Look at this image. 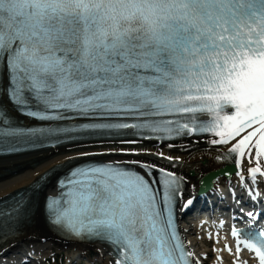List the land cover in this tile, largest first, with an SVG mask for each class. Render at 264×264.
Returning a JSON list of instances; mask_svg holds the SVG:
<instances>
[{
    "label": "snow or ice",
    "instance_id": "6c2138e0",
    "mask_svg": "<svg viewBox=\"0 0 264 264\" xmlns=\"http://www.w3.org/2000/svg\"><path fill=\"white\" fill-rule=\"evenodd\" d=\"M0 63L8 71V101L41 122L25 128L10 123L0 101V148L19 140L73 141L74 133L96 129L166 133L169 140L176 138L171 133H210L219 137L213 144L227 145L241 161L247 154L250 163L254 153L252 184L258 185L257 174L264 177V0H0ZM32 101L39 110H31ZM66 112L93 121L177 119L53 127L51 122L68 119ZM153 138L161 137L141 132L121 143ZM134 163L149 176L154 170ZM155 170L163 179L112 165L73 169L60 181L67 191L49 200V217L76 238L110 244L115 264H190L194 254L179 240L169 209L183 198L184 181ZM191 204L184 201L181 210ZM15 207L19 215L25 206ZM7 215L0 209V217ZM247 216L258 220L255 213ZM231 235L237 253L242 244L264 264V229H233ZM0 239V253L14 246L7 234Z\"/></svg>",
    "mask_w": 264,
    "mask_h": 264
},
{
    "label": "bare ground",
    "instance_id": "6f19581e",
    "mask_svg": "<svg viewBox=\"0 0 264 264\" xmlns=\"http://www.w3.org/2000/svg\"><path fill=\"white\" fill-rule=\"evenodd\" d=\"M5 109L8 110L11 116L15 117L17 121L22 120L25 125H33L25 118L18 116L14 111L10 109V106L3 99ZM219 138H197L182 140L174 143L173 147H169V144L163 143L161 145L148 144L143 141L140 143H121V140L109 139V140H97V141H82L71 143L65 146H61L55 149H47L36 151L24 155H17L11 157L0 158V200L5 197L21 190L28 188L35 183L45 172L67 164L70 161L82 160L83 156H87L93 153L103 157L111 155L112 153H121L119 149H147L149 155H156L161 157L159 154L163 153L164 157H173V160H166L174 163L171 165L177 171L182 172L184 178L188 184L185 191L186 196L191 195L192 188L190 185L193 184L195 191L199 187L198 179L196 175H189L187 170L193 166L200 165L203 163L206 166H210L216 159H219L222 155L228 152L227 145L213 144L212 140ZM111 149H117L116 152H111ZM86 153V155H80ZM127 154L132 159H136L142 155ZM145 159V158H144ZM105 161L118 160L116 156H106ZM255 159L249 163L247 160V154L243 161L239 159V164L233 170H226L222 173L225 177L227 174L236 175L238 173L244 174L250 167L255 166ZM230 171V172H229ZM213 176L206 179V188L211 186L216 178H222L221 172L215 171L212 173ZM47 194H54V181L50 182L44 187L41 196ZM16 235L7 240L8 244L14 242L13 247H9L7 251L0 257L5 256L7 253L12 254L17 258L15 251L22 246L24 243H28V246L36 248L41 252V248H48L51 244L58 246H70L75 250H83L84 248L90 247L98 254H102L103 264H111L107 250L108 248L102 244H80L74 242H66L63 238L51 232L45 227L44 219L42 217V199L39 201L38 206H32L27 214V217L18 225ZM4 243L0 244L3 247ZM52 246V245H51ZM44 251V249H43ZM2 259H0L1 262ZM1 264V263H0Z\"/></svg>",
    "mask_w": 264,
    "mask_h": 264
},
{
    "label": "rangeland",
    "instance_id": "374dc122",
    "mask_svg": "<svg viewBox=\"0 0 264 264\" xmlns=\"http://www.w3.org/2000/svg\"><path fill=\"white\" fill-rule=\"evenodd\" d=\"M52 249L53 252H59V251H62L63 253H65L66 251H68V248L67 246H63V247H59L57 246L56 244H52V246L50 245V247L46 250H50ZM58 260V259H57ZM56 260V261H57ZM53 264H56V263H53Z\"/></svg>",
    "mask_w": 264,
    "mask_h": 264
},
{
    "label": "water",
    "instance_id": "95a60500",
    "mask_svg": "<svg viewBox=\"0 0 264 264\" xmlns=\"http://www.w3.org/2000/svg\"><path fill=\"white\" fill-rule=\"evenodd\" d=\"M210 175H208V177H209ZM213 176V174H211V176H210V178Z\"/></svg>",
    "mask_w": 264,
    "mask_h": 264
}]
</instances>
